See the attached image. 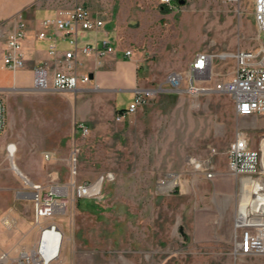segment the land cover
Returning a JSON list of instances; mask_svg holds the SVG:
<instances>
[{
  "label": "rangeland",
  "instance_id": "374dc122",
  "mask_svg": "<svg viewBox=\"0 0 264 264\" xmlns=\"http://www.w3.org/2000/svg\"><path fill=\"white\" fill-rule=\"evenodd\" d=\"M182 1L37 0L35 6L56 10L81 3L102 14L117 53L132 51L139 83L146 87L183 69L196 51L214 53V70L219 78H228L233 58L219 54L264 45L252 0ZM0 94L15 117V133L23 139L11 158L0 146V253L16 257L23 251L34 264L30 253L41 228L54 224L63 239L59 255L49 264H264V254L231 253L239 185L248 181L240 182L230 172L226 157L238 131L251 147H259L264 115L236 117L224 92H163L121 120L115 119L117 112L105 114L85 133L74 125L71 135L65 131L62 144L64 122L59 117L61 110L70 109L66 94L44 92L37 99L33 92L14 88ZM48 126L54 128L46 130ZM41 142L60 151L57 147L46 158ZM74 149L76 174L71 177ZM189 158L208 159L213 176L206 177ZM170 172L181 176L180 187L159 188L158 180ZM106 173L113 178L103 180L97 194L74 196L71 181L95 182ZM25 179L45 188L65 186V209L36 222Z\"/></svg>",
  "mask_w": 264,
  "mask_h": 264
},
{
  "label": "built area",
  "instance_id": "2783aa9c",
  "mask_svg": "<svg viewBox=\"0 0 264 264\" xmlns=\"http://www.w3.org/2000/svg\"><path fill=\"white\" fill-rule=\"evenodd\" d=\"M162 1L168 3L170 0ZM252 2L255 25L258 32L264 31V0H252ZM104 24L102 14L93 13L81 3H75L68 8L56 9L53 15L44 17L41 20L42 29L37 32V37L48 39L47 52L54 61L52 64L42 62L33 68L31 89L72 91L89 82V73L82 72L78 68L81 64L79 55L93 56L96 67L102 58L116 51V47L108 36L101 39L100 45L84 40L88 31L102 29ZM25 37L26 23L19 16L14 19L5 37L2 56V64L5 67L13 71L24 67L25 56L22 42ZM59 37L61 39L67 37L69 44L67 49L62 50L60 57L57 56L59 49L56 45ZM122 54L130 58L132 51L124 49ZM218 56L233 58L234 66L228 78H219V73L214 70V53L196 51L183 69L168 72L162 82L151 87H135L131 100L115 114V119L121 120L136 111L150 98L163 92L183 93L189 96L224 92L229 94L233 101L236 117L264 115L263 43L250 49H237L233 53L223 52ZM6 118V104L0 94V135L6 128ZM75 126L82 133L88 130V127L81 122L76 123ZM13 144V142H8L4 147L9 158L14 155L11 152L16 150ZM214 153L216 151L212 149V154ZM44 157L48 158V153H44ZM226 157L230 172L239 176L240 182H242V177L256 181L249 190L246 204L241 202L243 183L239 185L233 218L234 236L231 253L235 257L264 254V163L262 162L261 142L258 148H253L246 134L238 131L226 150ZM70 162L72 177V174H76V149L71 151ZM189 162L202 171L206 177L213 176V164L208 159L196 161L194 158H189ZM112 178V173H106L95 182L71 181L70 184L73 186L74 196L82 198L97 194L103 180ZM25 180L30 184L28 195L34 203L36 222L65 209L66 200L63 199L67 196L65 186L56 184L45 188L40 183ZM180 180L181 176L178 173L170 172L158 180V187L161 189L180 187ZM29 262L30 256L23 251L16 257L10 256L5 251L0 253V264H29Z\"/></svg>",
  "mask_w": 264,
  "mask_h": 264
},
{
  "label": "crops",
  "instance_id": "0c3cea01",
  "mask_svg": "<svg viewBox=\"0 0 264 264\" xmlns=\"http://www.w3.org/2000/svg\"><path fill=\"white\" fill-rule=\"evenodd\" d=\"M36 3L37 0H0V36L5 34L6 37L12 19L20 16L26 23V37L22 42L25 56L24 67L13 71L2 64L5 38L3 41L0 39V91L14 88L19 89V91L33 92L32 98L37 99H42V95L39 94L44 92L52 93L53 95L66 94L63 96L69 100L70 109L61 110L63 118L59 117L64 122V129L62 130L63 144L64 138L67 136L66 130L69 129L68 134L71 135L74 125L78 122L84 123L88 127L94 121L103 119L105 114L112 117L117 110L125 107L131 100L135 87H145V85L139 83L141 74L139 73L137 59L124 57L122 51L121 54L115 51L102 58L100 64L96 67L93 56L79 55L81 64L78 68L82 72L89 73L90 81L75 90H43L39 93V90L31 89L33 68L42 62L52 64L54 61L53 57L47 52L48 39H39L37 32L42 29L41 20L46 16L53 15L55 9L41 8L35 6ZM105 36H108L107 31L102 28L88 31L84 40L91 44L100 45L101 39ZM56 45L59 49L57 56L60 57L62 50L69 47L67 37L62 39L59 37ZM68 92H72V96ZM15 126V117L10 109H7V125L0 137V146L3 144V147H5L6 143L13 142L17 150V144H21L23 139L20 134L15 133L13 129ZM60 126H62V123ZM50 128L54 127L48 126L46 130ZM14 140H17V143ZM39 144L42 146L43 153H48L49 156L60 151V147L54 146V144L49 143L46 145L42 142ZM57 147H59V150ZM34 148V144H30V149ZM16 168L18 169V167ZM18 171L20 170L18 169Z\"/></svg>",
  "mask_w": 264,
  "mask_h": 264
},
{
  "label": "bare ground",
  "instance_id": "6f19581e",
  "mask_svg": "<svg viewBox=\"0 0 264 264\" xmlns=\"http://www.w3.org/2000/svg\"><path fill=\"white\" fill-rule=\"evenodd\" d=\"M263 141H261L262 147L264 144ZM13 147L15 149V143L13 144ZM11 153L14 154V152H11ZM12 166L15 170H18L15 167L14 163ZM242 179L244 181H248V185H243L244 189H243V194L241 197V202L243 204H246L248 201L249 190L253 186V184H255L256 181L249 180L248 177H242L241 181ZM62 239H63L62 232L57 228L56 225L50 224L48 226H44L41 229L39 239H38L35 249H32L30 253L33 263L34 264H49L55 257L58 256Z\"/></svg>",
  "mask_w": 264,
  "mask_h": 264
},
{
  "label": "water",
  "instance_id": "95a60500",
  "mask_svg": "<svg viewBox=\"0 0 264 264\" xmlns=\"http://www.w3.org/2000/svg\"><path fill=\"white\" fill-rule=\"evenodd\" d=\"M183 1L182 0H180V3H182Z\"/></svg>",
  "mask_w": 264,
  "mask_h": 264
},
{
  "label": "trees",
  "instance_id": "16d2710c",
  "mask_svg": "<svg viewBox=\"0 0 264 264\" xmlns=\"http://www.w3.org/2000/svg\"><path fill=\"white\" fill-rule=\"evenodd\" d=\"M118 111H121V110L119 109ZM118 111H117V112H118Z\"/></svg>",
  "mask_w": 264,
  "mask_h": 264
}]
</instances>
